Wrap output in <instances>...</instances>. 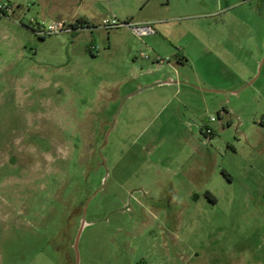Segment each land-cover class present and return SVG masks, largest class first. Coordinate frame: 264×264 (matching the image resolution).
<instances>
[{"label": "rangeland", "instance_id": "374dc122", "mask_svg": "<svg viewBox=\"0 0 264 264\" xmlns=\"http://www.w3.org/2000/svg\"><path fill=\"white\" fill-rule=\"evenodd\" d=\"M92 1L157 32L0 14V264H264V0ZM200 28L255 58L174 67Z\"/></svg>", "mask_w": 264, "mask_h": 264}, {"label": "crops", "instance_id": "0c3cea01", "mask_svg": "<svg viewBox=\"0 0 264 264\" xmlns=\"http://www.w3.org/2000/svg\"><path fill=\"white\" fill-rule=\"evenodd\" d=\"M13 4V14L18 13L23 17H26L27 12L32 9L36 10V15L31 18L36 19H64L67 21H76L77 19H81L82 21L88 22L95 27H101L102 21L110 17L112 15L101 14L95 10L94 1L90 0L89 4L86 0H10ZM115 15V14H113ZM120 19H133L128 18V16L115 15ZM30 18V19H31ZM1 21V19H0ZM137 21V20H134ZM147 20H138V22H144ZM233 29L230 31L228 28L218 32L219 38L217 39L218 49L214 48L212 44L213 35L208 33L203 28H200V33H198V41L199 43L196 46V49L190 55L178 58L176 63H174V67L184 66L190 63L193 68L203 69L208 67L212 61H218L226 68H230L231 66H236L239 61H245L244 58L249 57L248 59L255 58V49L254 45H250L245 40V36H240ZM252 40V39H251ZM251 52L250 56H247V52ZM261 53L257 58V63H259L261 58ZM245 62H242L241 65H245ZM158 66H161L157 63ZM235 70V69H234ZM210 84V83H209ZM205 85H208L206 82ZM213 87V86H212ZM221 87V86H220ZM197 90H204L205 88L199 84V86H194ZM214 90L222 89V88H213Z\"/></svg>", "mask_w": 264, "mask_h": 264}, {"label": "built area", "instance_id": "2783aa9c", "mask_svg": "<svg viewBox=\"0 0 264 264\" xmlns=\"http://www.w3.org/2000/svg\"><path fill=\"white\" fill-rule=\"evenodd\" d=\"M13 11V4L10 0H0V14L9 15ZM30 25L33 27V30L38 35L53 34L58 32H75L83 29L94 28L90 23L83 21L78 23L77 21H67L64 19H54L50 22H46L44 19L32 18L30 20ZM90 25V26H89ZM101 27L112 30L120 27H128L131 31L137 36H145L149 34L156 33V28L153 22L144 21L138 22L134 20H120L117 16L112 15L105 18ZM166 59L158 56L156 63L159 65L163 64ZM264 120V117H263Z\"/></svg>", "mask_w": 264, "mask_h": 264}, {"label": "water", "instance_id": "95a60500", "mask_svg": "<svg viewBox=\"0 0 264 264\" xmlns=\"http://www.w3.org/2000/svg\"><path fill=\"white\" fill-rule=\"evenodd\" d=\"M84 225H85V219L82 220V225H81V227L79 229L78 237H77L76 243H75V247L76 248H78L79 238H80V235H81V232L83 230Z\"/></svg>", "mask_w": 264, "mask_h": 264}, {"label": "trees", "instance_id": "16d2710c", "mask_svg": "<svg viewBox=\"0 0 264 264\" xmlns=\"http://www.w3.org/2000/svg\"><path fill=\"white\" fill-rule=\"evenodd\" d=\"M78 23H82L83 21L81 20V19H77L76 20ZM90 26V25H89ZM93 26V25H92ZM93 27H95V26H93ZM224 172H226L225 170H224Z\"/></svg>", "mask_w": 264, "mask_h": 264}]
</instances>
